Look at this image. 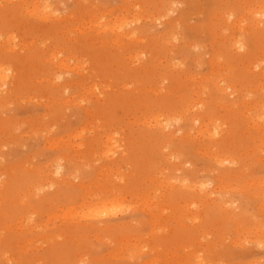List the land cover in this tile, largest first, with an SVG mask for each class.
Here are the masks:
<instances>
[{
	"label": "rangeland",
	"instance_id": "rangeland-1",
	"mask_svg": "<svg viewBox=\"0 0 264 264\" xmlns=\"http://www.w3.org/2000/svg\"><path fill=\"white\" fill-rule=\"evenodd\" d=\"M0 70V264H264V0H0Z\"/></svg>",
	"mask_w": 264,
	"mask_h": 264
},
{
	"label": "bare ground",
	"instance_id": "bare-ground-1",
	"mask_svg": "<svg viewBox=\"0 0 264 264\" xmlns=\"http://www.w3.org/2000/svg\"><path fill=\"white\" fill-rule=\"evenodd\" d=\"M125 21V20H124ZM124 21H120V24L117 26L118 28H122L123 27V25H124ZM114 29H116V28H114ZM61 65H62V62L60 63ZM63 64H65L64 62H63ZM57 65H59V64H57ZM65 66V65H64ZM63 66V67H64ZM58 67V66H57ZM7 76H6V74L4 73V72H2L1 70H0V85L1 86H4V85H6L7 84V78H6ZM218 88V87H217ZM220 88V87H219ZM100 201V200H99ZM102 202V201H101ZM99 203V202H98ZM91 204V203H90ZM101 205V204H100ZM103 205H105V204H103ZM111 205H114V204H111ZM93 206H94V204H93ZM97 206H99V205H97ZM90 206H88V208H89ZM103 207V206H102ZM108 207V206H107ZM105 208V207H104ZM103 208V209H104ZM90 209H91V207H90ZM97 209V208H96ZM111 209H112V207H111ZM86 210V209H85ZM93 211H94V209H93ZM105 211V210H104ZM115 211V210H114ZM113 211V212H114ZM92 212V211H91Z\"/></svg>",
	"mask_w": 264,
	"mask_h": 264
}]
</instances>
